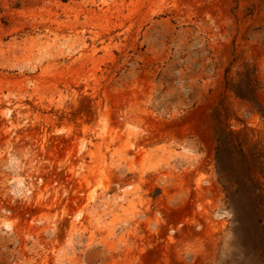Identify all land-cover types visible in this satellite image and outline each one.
Masks as SVG:
<instances>
[{"label":"rangeland","instance_id":"374dc122","mask_svg":"<svg viewBox=\"0 0 264 264\" xmlns=\"http://www.w3.org/2000/svg\"><path fill=\"white\" fill-rule=\"evenodd\" d=\"M0 264H264V0H0Z\"/></svg>","mask_w":264,"mask_h":264}]
</instances>
